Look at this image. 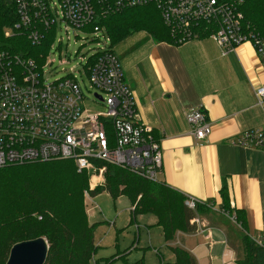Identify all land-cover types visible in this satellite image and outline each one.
Segmentation results:
<instances>
[{
	"label": "built area",
	"instance_id": "2783aa9c",
	"mask_svg": "<svg viewBox=\"0 0 264 264\" xmlns=\"http://www.w3.org/2000/svg\"><path fill=\"white\" fill-rule=\"evenodd\" d=\"M12 6L15 21L4 27L6 39L23 37L38 52L39 61L0 50V168L31 162L71 160L77 173L89 177L84 199L103 185L106 165L159 181L161 148L141 123L120 62L106 30L105 17L123 10L153 7L172 44L209 39L222 55L250 44L264 69V37L245 26L241 8L246 0H0ZM79 41L70 69H57L55 56L70 62L69 45ZM44 52L41 53V50ZM44 53V54H43ZM64 64V63H61ZM61 64L58 63V66ZM48 70V73L46 72ZM61 78L50 81L57 72ZM93 91L86 102L81 84ZM264 112V85L254 90ZM104 110H99L98 105ZM189 133L207 138L211 123L203 109L185 113ZM241 147L264 149V127L244 131L234 141ZM195 199L185 205L194 209ZM197 233L210 230L197 216ZM258 243V242H257ZM261 244V243H258Z\"/></svg>",
	"mask_w": 264,
	"mask_h": 264
},
{
	"label": "crops",
	"instance_id": "0c3cea01",
	"mask_svg": "<svg viewBox=\"0 0 264 264\" xmlns=\"http://www.w3.org/2000/svg\"><path fill=\"white\" fill-rule=\"evenodd\" d=\"M113 50L139 120L160 145L159 181L211 210L198 215L209 233L177 232L173 244L190 252L197 264H238L240 227L219 208L223 184L230 206L244 211L246 233L264 245V149L233 143L240 133L264 127L254 96L264 85V69L252 46L222 55L209 39L175 46L141 31ZM196 108L211 123L202 141L193 138L185 120V113Z\"/></svg>",
	"mask_w": 264,
	"mask_h": 264
},
{
	"label": "trees",
	"instance_id": "16d2710c",
	"mask_svg": "<svg viewBox=\"0 0 264 264\" xmlns=\"http://www.w3.org/2000/svg\"><path fill=\"white\" fill-rule=\"evenodd\" d=\"M245 26L264 37V0H246L241 8ZM15 21L11 5L0 1V50H8L39 61L40 49L25 38L6 39L3 29ZM114 47L128 36L146 32L156 42L172 44L167 29L153 7L123 10L100 21ZM44 50H41V53ZM44 54V53H43ZM105 181L93 189L107 192L112 199L126 196L133 219L143 213L155 216L163 240L171 249L173 264H197L193 255L174 245L177 232H194L190 220L211 212L207 204L185 205L186 196L161 181H150L132 171L106 165ZM88 176L77 173L71 160H50L10 165L0 168V264H6L10 248L17 242L43 237L48 244L45 264H91L95 250L94 225H89L83 191ZM219 208L233 217L240 227L242 257L238 264H264V245L246 233L242 209L230 206L225 184Z\"/></svg>",
	"mask_w": 264,
	"mask_h": 264
},
{
	"label": "rangeland",
	"instance_id": "374dc122",
	"mask_svg": "<svg viewBox=\"0 0 264 264\" xmlns=\"http://www.w3.org/2000/svg\"><path fill=\"white\" fill-rule=\"evenodd\" d=\"M63 37V47L69 45L71 61L66 62L55 56L53 67L70 69L75 65V52L79 51L81 43H75L73 37L67 42L64 34L56 35L57 41ZM117 49V48H116ZM58 63H64L58 66ZM48 73V70L46 69ZM63 73L58 72L49 76L50 81L61 78ZM86 83L81 84V90L86 102L92 104L93 91H87ZM99 110L104 106L98 105ZM88 176V175H87ZM105 178L103 176V183ZM89 182V177L87 184ZM99 187V186H98ZM97 187V188H98ZM84 208L89 225H94L93 239L95 250L91 264H172L173 257L170 249L164 246L162 232L154 225L155 216L152 213L137 215L134 219L131 213V204L126 196L112 199L105 191L90 193V199H84Z\"/></svg>",
	"mask_w": 264,
	"mask_h": 264
},
{
	"label": "water",
	"instance_id": "95a60500",
	"mask_svg": "<svg viewBox=\"0 0 264 264\" xmlns=\"http://www.w3.org/2000/svg\"><path fill=\"white\" fill-rule=\"evenodd\" d=\"M47 252L43 237L17 242L10 248L6 264H45Z\"/></svg>",
	"mask_w": 264,
	"mask_h": 264
}]
</instances>
